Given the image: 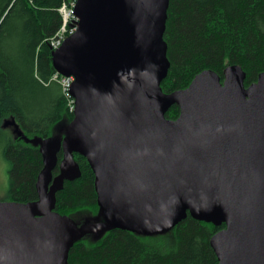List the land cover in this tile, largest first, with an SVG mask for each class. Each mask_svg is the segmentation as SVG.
<instances>
[{
    "label": "water",
    "instance_id": "1",
    "mask_svg": "<svg viewBox=\"0 0 264 264\" xmlns=\"http://www.w3.org/2000/svg\"><path fill=\"white\" fill-rule=\"evenodd\" d=\"M167 6L76 1L77 29L52 56L56 72L74 78L73 119L61 140H35L38 199L0 202V264H67L86 233H156L188 213L225 224L210 240L218 264H264V72L245 85L237 65L223 81L204 70L186 89L163 93ZM173 104L180 113L168 120ZM73 153L95 174L103 222L78 226L53 211L62 181L80 174Z\"/></svg>",
    "mask_w": 264,
    "mask_h": 264
},
{
    "label": "trees",
    "instance_id": "2",
    "mask_svg": "<svg viewBox=\"0 0 264 264\" xmlns=\"http://www.w3.org/2000/svg\"><path fill=\"white\" fill-rule=\"evenodd\" d=\"M62 1L0 0V146L9 164L2 201L38 199L35 184L43 163L35 140H61L73 119L49 44L62 24ZM163 40L169 61L160 83L163 93L186 89L204 70L223 81V71L231 65L242 69L248 85L264 72V0H168ZM179 113L173 104L164 116L175 120ZM9 117L15 131L4 124ZM73 158L80 174L62 181L53 211L78 226L103 222L95 174L84 156L73 153ZM224 226L188 213L156 233L109 227L73 240L67 264H218L210 240Z\"/></svg>",
    "mask_w": 264,
    "mask_h": 264
},
{
    "label": "built area",
    "instance_id": "3",
    "mask_svg": "<svg viewBox=\"0 0 264 264\" xmlns=\"http://www.w3.org/2000/svg\"><path fill=\"white\" fill-rule=\"evenodd\" d=\"M77 0H63L61 5L58 8V12L61 15L62 24L59 30L55 33V35L50 38L49 44L53 49H57L63 41L71 35L77 29V16L75 15L74 7ZM59 77L57 78L62 91L67 98V104L70 111L73 112L75 104L74 98L70 95V86L74 80L72 76H63L57 73ZM57 77V75H55Z\"/></svg>",
    "mask_w": 264,
    "mask_h": 264
},
{
    "label": "rangeland",
    "instance_id": "4",
    "mask_svg": "<svg viewBox=\"0 0 264 264\" xmlns=\"http://www.w3.org/2000/svg\"><path fill=\"white\" fill-rule=\"evenodd\" d=\"M4 124L9 126L12 131L16 130V124L14 122V118L9 117L4 120ZM38 139V138H37ZM8 162L4 159L1 154V146H0V202L2 200H6V192L8 188Z\"/></svg>",
    "mask_w": 264,
    "mask_h": 264
},
{
    "label": "flooded vegetation",
    "instance_id": "5",
    "mask_svg": "<svg viewBox=\"0 0 264 264\" xmlns=\"http://www.w3.org/2000/svg\"><path fill=\"white\" fill-rule=\"evenodd\" d=\"M59 171H60V169H59V163H58V165L56 166V168L52 172L53 178L56 177L59 174Z\"/></svg>",
    "mask_w": 264,
    "mask_h": 264
}]
</instances>
